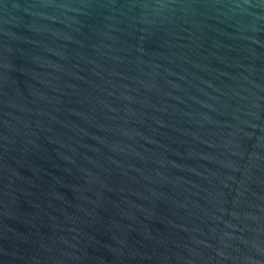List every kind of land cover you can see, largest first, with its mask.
<instances>
[{
    "label": "water",
    "instance_id": "95a60500",
    "mask_svg": "<svg viewBox=\"0 0 264 264\" xmlns=\"http://www.w3.org/2000/svg\"><path fill=\"white\" fill-rule=\"evenodd\" d=\"M0 264H264V0H0Z\"/></svg>",
    "mask_w": 264,
    "mask_h": 264
}]
</instances>
